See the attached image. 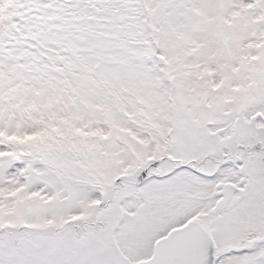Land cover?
I'll use <instances>...</instances> for the list:
<instances>
[{"label": "snow or ice", "instance_id": "1", "mask_svg": "<svg viewBox=\"0 0 264 264\" xmlns=\"http://www.w3.org/2000/svg\"><path fill=\"white\" fill-rule=\"evenodd\" d=\"M0 264H264V0H0Z\"/></svg>", "mask_w": 264, "mask_h": 264}]
</instances>
